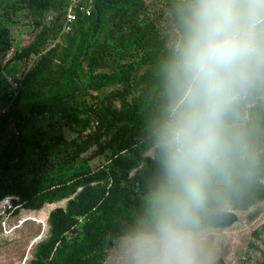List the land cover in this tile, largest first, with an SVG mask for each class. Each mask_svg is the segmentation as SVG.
Segmentation results:
<instances>
[{"label": "trees", "instance_id": "1", "mask_svg": "<svg viewBox=\"0 0 264 264\" xmlns=\"http://www.w3.org/2000/svg\"><path fill=\"white\" fill-rule=\"evenodd\" d=\"M66 4L67 0L21 1L20 8L28 10L41 30L31 45L14 56L15 60L39 53L49 38L59 34L64 23ZM114 5H118L119 9L110 32L111 40L120 46L129 43L150 44L156 50L148 57L147 63L156 65L158 52L164 44L158 41L153 22H139L143 10L142 0H97L90 16L77 13L70 32L63 35L67 38V45L62 52L57 53L58 45L49 48L40 55L33 69L21 81L23 84L35 81L50 69L55 60L59 62L62 76H65L68 70L64 66L68 65L71 76L66 91L48 104L32 107L29 116L59 115L64 125L75 133L70 141L73 153L71 160L92 148L95 156L106 150L112 152L110 164L106 168L79 169L64 179L31 178L0 183V201L12 198V203L29 211H38L44 205L66 200L64 208L49 213L46 238L32 249L29 264H104L114 242L124 238L143 217L146 200L142 195L150 194L164 180L160 148L154 162L146 164L143 158L148 149L158 144L157 130L167 115L169 97L161 66H155L141 76L138 84L143 85L142 92L131 106L123 103L118 109L113 105L117 99L123 100L128 90L111 91L90 106L82 107L72 102L82 87L75 73L81 54L74 52V42L86 32L82 53L89 55V61H92L88 40L94 38L96 31L106 23L107 12ZM49 13L52 18L47 25H43V19ZM92 70L93 65L90 64V89H98L110 82L107 75L91 74ZM263 93L252 96L260 97ZM150 94L153 97L149 99ZM243 104L240 101L235 114L230 117V123ZM14 120V127L19 129L29 122V117L18 116ZM10 121L9 115L0 116V135ZM125 122L135 127L133 134L128 135L127 126H120ZM236 130L244 131L251 144L260 142L264 134V112L255 109L251 121ZM22 157L23 150L15 147L0 162V171L8 169L15 160L21 161ZM239 169L241 174L230 186L222 189L219 204L209 211L206 228H227L237 220L234 210H244L264 200V160L251 167L246 163L241 164ZM226 205H230L229 211L224 210ZM78 217L84 218L81 229L77 228ZM213 264L225 263L217 259ZM256 264H264V255Z\"/></svg>", "mask_w": 264, "mask_h": 264}, {"label": "clouds", "instance_id": "2", "mask_svg": "<svg viewBox=\"0 0 264 264\" xmlns=\"http://www.w3.org/2000/svg\"><path fill=\"white\" fill-rule=\"evenodd\" d=\"M175 12L179 28L163 63L169 104L157 130L164 180L123 239L128 264H212L214 184L230 185L238 164L256 162L230 117L264 91V0H178Z\"/></svg>", "mask_w": 264, "mask_h": 264}, {"label": "rangeland", "instance_id": "3", "mask_svg": "<svg viewBox=\"0 0 264 264\" xmlns=\"http://www.w3.org/2000/svg\"><path fill=\"white\" fill-rule=\"evenodd\" d=\"M21 1L0 0V116L9 115L11 118L0 135V162L13 152L15 147L23 150L21 161L15 160L8 169L0 171V183L31 178L64 179L79 169L106 168L110 164L112 155L110 150L95 156L92 148L71 160L73 153L70 141L75 137V133L64 125L58 114L29 116L32 107L48 104L66 91L71 69L68 65L64 66L68 74L62 76L58 68L59 62L55 60L50 69L35 81L28 84L21 82L33 69L41 54L54 45H58L57 53L60 54L67 45L66 36L56 34L47 40L39 53L32 54L26 59L15 60L14 56L31 45L41 30L36 26L35 19L28 10L20 8ZM142 2L143 10L139 22L141 24L153 22L158 41L164 44L158 52L156 65L147 63L148 57L156 50L150 44L129 43L120 46L111 40L110 32L114 28L115 14L119 9L118 5H114L107 12L106 23L96 31L94 38L88 40L91 46L90 53L93 55L92 61H89V55L82 53L86 32L78 36L74 42L76 46L74 52L81 54L80 64L75 73L82 87L72 102L82 107L90 106L111 91L128 90L124 99H117L113 105L118 109L123 103L131 106L142 92L143 85L138 84L141 76L155 66L163 68V63L171 51L170 45L179 28L175 12L178 0ZM51 18V13L46 15L43 25H47ZM90 64L93 65L91 74H104L110 78L106 86L95 90L89 88ZM152 97L153 94H150L149 99ZM241 101L244 103L243 107L230 123L235 129L251 121L255 109L264 112V93L260 97L250 96ZM18 116L29 117V122L19 129L14 127V118ZM120 126L128 127V135L136 131L129 122ZM252 146L256 153L255 163L264 160V134L262 140L252 143ZM158 148V144H155L146 151L143 155L146 164L155 161ZM239 165L241 164L237 165L233 173V181L241 174ZM230 185L214 184L210 210L219 204L222 189ZM216 193L219 195H215ZM148 195L144 194L142 198L146 200ZM11 199L8 197L0 201V264H29L32 249L46 238L49 213L54 209L64 208L66 200L44 205L38 211H29L13 204L8 211V202ZM230 209V205L224 206V210ZM233 212L237 220L231 226L222 229L207 228L206 247L211 253L212 264L217 259H222L225 264H256L264 255V200L244 210ZM81 226L82 223H79L77 228L81 229ZM123 239L114 242L104 264H128L122 247Z\"/></svg>", "mask_w": 264, "mask_h": 264}, {"label": "built area", "instance_id": "4", "mask_svg": "<svg viewBox=\"0 0 264 264\" xmlns=\"http://www.w3.org/2000/svg\"><path fill=\"white\" fill-rule=\"evenodd\" d=\"M97 0H67V4L64 8V23L59 32V36L67 34L70 32L73 24L76 21V16L78 12L90 16L95 9ZM79 223L84 220L83 217H78Z\"/></svg>", "mask_w": 264, "mask_h": 264}]
</instances>
